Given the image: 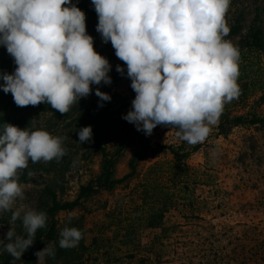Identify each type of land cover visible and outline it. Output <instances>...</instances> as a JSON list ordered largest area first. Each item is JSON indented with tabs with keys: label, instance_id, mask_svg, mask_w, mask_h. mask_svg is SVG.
I'll return each mask as SVG.
<instances>
[{
	"label": "rangeland",
	"instance_id": "rangeland-1",
	"mask_svg": "<svg viewBox=\"0 0 264 264\" xmlns=\"http://www.w3.org/2000/svg\"><path fill=\"white\" fill-rule=\"evenodd\" d=\"M225 20L230 31L224 39L247 54L251 35L264 30V0H231ZM96 25L86 21L87 33L94 38L95 50L108 59L112 83L92 85V93L65 114L47 103L29 108L18 127L45 130L64 138L66 155L59 162L29 161L19 175L24 199L17 198L13 211L22 205L25 212H45L49 188L61 202L74 201L82 186L103 174V153L93 137L80 144L77 128L85 101L99 99L95 95L99 88L111 96L106 101L109 118L103 127L102 145L114 163L112 179L130 173L134 157L145 154L136 162L137 172L132 178L112 190L101 189L73 211L57 215L61 222L70 217L82 221L87 245L97 239L100 252L93 254L91 262L82 264H264V124L253 122L264 119V51L251 50L250 70L257 71V84L248 98H234L225 104L203 143L183 144L176 127L158 125L146 136L122 118L131 109L136 93L130 86L126 65L116 57L111 42L103 43ZM117 65L125 69L124 75L116 71ZM16 67L7 50L1 49L0 74H12ZM3 83L0 79V85ZM6 107V103H0V110ZM11 108L9 105L7 109ZM237 116L247 121L235 125L233 118ZM183 145L179 153H187L184 162L191 168L190 198L182 199L180 194L170 201L162 227L134 224V230H129L132 234L126 237L128 214L139 203L137 186L150 166L175 160L173 151ZM162 146L168 149L157 153ZM29 171L33 175L29 176ZM11 215V211L0 212V240L6 237ZM11 227L26 237L21 220ZM3 247L0 244V255L6 254ZM16 264H24L22 258ZM41 264H46V257Z\"/></svg>",
	"mask_w": 264,
	"mask_h": 264
},
{
	"label": "clouds",
	"instance_id": "clouds-1",
	"mask_svg": "<svg viewBox=\"0 0 264 264\" xmlns=\"http://www.w3.org/2000/svg\"><path fill=\"white\" fill-rule=\"evenodd\" d=\"M91 2L98 16L96 31L126 65L136 93L122 118L146 136L163 125L178 128L176 135L190 145L203 143L224 105L240 91V52L224 39L231 0ZM0 45L17 66L12 74H0V88L12 94L18 107L47 103L65 114L92 93V85L112 83L111 65L95 50L85 13L72 0H0ZM116 71L124 75L125 69L117 65ZM95 95L101 102L111 100L99 88ZM78 137L80 144L90 142L92 127H82ZM63 139L10 123L0 131V212H12L0 244L13 258L11 264L21 260L48 220L46 212H25L22 205L13 211L17 198L24 199L19 175L29 161L59 162L66 155ZM17 220L26 237L11 227ZM82 238L81 230L65 227L59 247L75 248ZM55 254V247L46 245L35 253L37 264Z\"/></svg>",
	"mask_w": 264,
	"mask_h": 264
},
{
	"label": "trees",
	"instance_id": "trees-1",
	"mask_svg": "<svg viewBox=\"0 0 264 264\" xmlns=\"http://www.w3.org/2000/svg\"><path fill=\"white\" fill-rule=\"evenodd\" d=\"M77 7L84 11L86 21L98 23V16L95 12L94 6L85 0H72ZM251 42L248 44L250 51L246 54L243 50L239 49L240 61L237 83L239 86V95L235 99H246L252 92V88H256V75L257 71L250 70L253 62L250 60L251 50L256 52L264 51V30H257L251 35ZM6 49L5 46L0 45V50ZM252 73V75H251ZM8 74H11L8 72ZM2 90V88H1ZM0 103H6V108L0 110V131L3 125L10 123L13 125H20L25 120V115L29 113V108L35 106L18 107L13 100L12 94H5L2 90L0 95ZM100 103L103 106L100 107ZM12 108L8 110V106ZM84 109L81 111V117L77 123L78 131L82 127H92V137L95 146L103 153V174L96 180L91 181L88 185L80 188L79 194L74 201L61 202L57 194L52 189H47L46 193L48 201L46 203V214L48 217L47 227L38 229L35 234V241L28 250L22 255L24 264H37L38 257L35 255L37 251L42 250L46 245L55 247L56 254L54 258L46 256V264H82V262H91L94 253L100 252V246L97 245L98 241L93 238V242L87 245L85 242V234L83 231L84 223L79 219L70 217L64 223L57 219L60 212H71L81 205V203L97 193L101 189L112 190L116 185L122 184L136 174V162L144 156V152L137 154L130 163V173L121 179H112L113 166L111 158L109 157L106 147L102 145L103 127L105 126L108 118L109 111L106 102H101L99 99L86 100ZM24 111V112H23ZM26 112V113H25ZM244 116H237L233 118L235 125L246 122ZM255 123L264 124V119H253ZM184 144V141H183ZM184 145L178 150L173 151L175 160L158 161L149 167L145 176L136 188L139 203L134 205L131 209L128 220L129 229L125 234L130 237L132 234L129 230H134V224H141L144 228H160L163 226L165 213L168 210L170 201L180 195L182 199L190 198V184L189 172L190 166L184 162L187 153L180 155L179 151L183 150ZM168 147L162 146L157 153ZM174 190H172V188ZM65 227H75L81 230L83 238L78 246L71 249H62L59 247L60 232ZM131 228V229H130ZM10 255L1 254L0 263H10L12 261Z\"/></svg>",
	"mask_w": 264,
	"mask_h": 264
}]
</instances>
